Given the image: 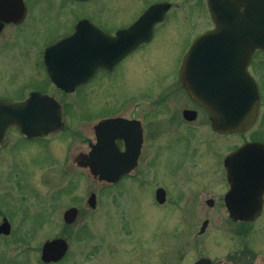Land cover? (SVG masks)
<instances>
[{
  "label": "flooded vegetation",
  "instance_id": "1",
  "mask_svg": "<svg viewBox=\"0 0 264 264\" xmlns=\"http://www.w3.org/2000/svg\"><path fill=\"white\" fill-rule=\"evenodd\" d=\"M115 2L0 0V100L21 103L29 100L35 92L51 96L63 109L62 131L66 129L71 133L67 122L73 114L71 112L73 107L66 98L81 93L84 88L115 84L119 81L117 76L122 71L140 67L139 61L142 63L141 66H146L145 61L150 60L151 67L160 72L154 82L159 87L155 91L156 95L152 97L155 98L153 105H157L155 109H160V115L166 118V126L171 122L176 123L174 120L177 119L179 126L190 130L192 134L185 140L183 150L185 158L177 160L178 164L171 167V175L175 180L174 188L179 191V195L169 196V187L162 183L153 189V199L157 188L162 191V202L155 201L158 206H173L179 214L192 215L197 219L200 217L192 229L194 231L191 237L196 255L189 263L174 264H194L202 258L209 259L214 264H264V49L255 47L246 58L226 55L218 59L216 56H207L205 57L207 67L197 66L201 59L193 58L191 68L194 70L205 68V73L192 72L190 74L192 82L207 87L210 93L213 91L218 93L217 87H220L221 92L225 91L222 89L224 85H247L255 89V95L250 97L251 104L245 106V113L240 112L243 118L238 128L228 131L217 130L213 128L212 117L227 116L228 105L225 102L228 98L209 95L207 97L209 103L207 102L205 106L198 98L190 96L181 84L182 61L188 47L199 35L214 28L209 0H125L120 6ZM220 2L225 6L223 10L227 12L225 0ZM157 3L167 4L161 18H157L160 15L158 12L155 13L156 16L153 15L155 20L144 19L142 17L144 12ZM184 5L186 13L183 17L189 23L190 40L174 51L172 39L168 37L163 41L160 34L168 26L169 19L177 16L179 12H184L182 10ZM178 10V14H175L174 12ZM235 12L242 15L244 12L242 2L235 7ZM171 13L173 16L170 17ZM37 24L47 25L46 33L50 36L49 39L40 42L38 47L35 39ZM60 40L64 41L57 44L65 42V46L53 47L56 45L54 43ZM243 52V48L226 47L212 48L208 53L217 55ZM94 53L112 54L115 62L108 61L107 65L92 67V60L106 62L102 57H91L90 55ZM116 55H119L118 58H115ZM52 68L57 71H50ZM84 69L93 70V73L85 81L73 83L82 75L80 72ZM143 70L144 68L140 67L133 74L141 76ZM52 73L61 74L65 79L63 86L73 89L65 91L58 88L51 79L54 77ZM204 76V81L196 79ZM142 83L146 82L142 80ZM151 93L153 94V88L150 92L148 87L142 88L116 102L111 111L90 119H80L91 124L92 138L86 141V150L75 156L76 161L86 160V154L98 143L101 136L97 126L101 121L112 118L115 121L109 125L108 131L100 128L103 129L101 133L104 142L107 141L109 145L111 155L109 165L131 167L111 182L92 176L97 182L114 188L124 180L137 179L136 181L141 182L146 180L147 167L150 163L147 143L149 139L153 141L159 135L162 122L148 120L147 114L138 117L132 110L129 115L125 111L134 103L151 98L149 97ZM55 94L60 96L56 97ZM174 105L178 110L173 114ZM109 106H112L111 103ZM192 125L198 126V130H192ZM58 133L29 137L16 127L6 128L4 137L0 138V189L4 190L3 169L9 168V172L12 171V166L17 169L16 164L19 161H16L17 155L13 152L22 150V144L43 145L47 143L49 136ZM196 134L203 144L208 145L207 149L210 147L214 149L212 155L215 159L204 154L198 162L193 160L192 152L195 146L193 142L197 137L193 135ZM232 154H235V157L226 160ZM153 156L155 157L156 153H153ZM189 164L194 171L186 181L193 186L189 187L186 184L179 188L177 183L181 180L180 173H183ZM18 170H22L21 166ZM18 173L21 175L20 182H24L23 173L21 171ZM199 173L206 176L205 181L203 177H197ZM17 187L23 191L22 197L25 196V192H31L27 187ZM91 192L95 193L96 207L97 192L95 190L89 193ZM28 210L31 213V208ZM76 212L78 216V209ZM16 214L22 215L16 211L12 216L0 207V225L7 223L9 233L13 230V219H16ZM212 216L220 217L221 224L213 226ZM211 229L214 234L221 233L222 248L219 247L220 250L215 255L206 252V247L211 246L209 244L212 239L208 236ZM62 238L66 250L60 260L44 262L39 256L37 264H56L67 257L70 251L69 242Z\"/></svg>",
  "mask_w": 264,
  "mask_h": 264
},
{
  "label": "rangeland",
  "instance_id": "2",
  "mask_svg": "<svg viewBox=\"0 0 264 264\" xmlns=\"http://www.w3.org/2000/svg\"><path fill=\"white\" fill-rule=\"evenodd\" d=\"M114 1L117 6L125 2ZM185 8L184 5L183 13L179 10L174 12L179 14L168 20L167 28L160 34L163 41L168 37L172 39L174 51L190 40L189 23L183 17ZM170 15L173 16L172 13ZM46 32L47 25H36L37 47L40 42L50 38ZM145 63L146 66H141L139 61L140 67L144 68L141 76L133 74L140 67L126 69L117 76L119 81L115 84L84 88L81 93L66 98L73 107V114L67 122L71 133L65 129L49 136L43 145L22 144V150L13 152L19 163L16 164L17 169L12 166L11 172L9 168L3 169L4 190L0 189V207L11 215L16 211L22 215L16 214L12 232L0 237V264H37L41 244L54 237L66 238L70 247L67 257L56 264H174L189 263L194 258L196 250L191 241L192 229L200 217L197 219L192 215L179 214L173 206H158L153 199V189L161 183L169 187V196L179 195L174 188L171 167L178 164L177 160L185 158V140L192 134L179 126L177 119L174 120L176 123L171 122L166 126L167 120L160 115V109H155L157 105H153L155 98H152L159 89L154 82L160 72L151 67L150 60ZM142 80L146 83H142ZM145 87L149 92L153 88V94H149L151 98L134 103L125 113L129 115L132 110L138 117L147 114L148 120L162 122L159 135L147 143L150 163L146 180H124L111 188L97 182L86 168L76 163L75 156L86 150V141L92 138L91 124L80 119H90L111 111L116 102ZM176 107L174 105L173 114L178 110ZM197 127L192 125V130H198ZM193 136H197L193 142V160L198 162L204 154L215 159L212 155L214 149H207L208 145L200 141L199 135ZM153 153H156L155 157ZM19 166L22 170H18ZM187 166L180 173L179 188L186 186L187 177L193 175L194 168L190 164ZM19 171L25 177L24 182H20ZM197 177L206 180L202 173ZM17 186L27 187L31 192L24 191L26 194L22 197L23 191ZM188 186L193 184L189 183ZM95 190L98 203L94 209H90L86 198L90 191ZM71 206L76 207L79 214L74 222L67 225L63 221V212ZM211 218L213 226L221 224L220 217ZM213 232L212 229L209 231L208 236L212 240L206 252L215 255L219 247L222 248L221 233ZM200 250L205 252L202 248Z\"/></svg>",
  "mask_w": 264,
  "mask_h": 264
},
{
  "label": "water",
  "instance_id": "3",
  "mask_svg": "<svg viewBox=\"0 0 264 264\" xmlns=\"http://www.w3.org/2000/svg\"><path fill=\"white\" fill-rule=\"evenodd\" d=\"M242 2L244 6V12L242 15L236 14L235 7ZM227 3L228 11H224L220 0H209V7L211 11V16L215 23V28L212 31H208L203 35L199 36L193 44L190 46L188 52L185 54L183 59L182 68V82L183 86L186 88L191 96L198 98L199 102L207 106V97L212 96H222L227 97L228 114L224 118L212 117V125L214 129L217 130H230L237 128L239 123L242 122L243 116L240 112L245 113L248 104H251V98L254 96V89L247 85H234V86H222L225 91H220V87L216 89L219 90L218 93L213 91L210 93L207 87L202 86L197 83L194 84L193 78L190 76L192 72L205 73V68L192 69L191 63L193 58H199L200 61L197 62V66L207 67L205 57L216 56L218 59L221 56L228 57H248L250 51L255 47H261L264 49V0H225ZM166 5L157 4L151 6L147 9L143 18L153 19L158 12H160L159 17L161 18L162 12ZM156 13V14H155ZM153 15H155L153 17ZM226 16V18H225ZM228 18V19H227ZM64 41V40H63ZM62 42V41H60ZM58 42V43H60ZM65 42L62 44H56L53 47H64ZM243 48V53L235 54H221L217 55L209 54V50L212 48ZM130 48V47H127ZM109 54V53H108ZM91 57H102L106 59V62L92 60V67H97L99 65H107L108 61L111 63L114 61L112 54H98L94 53L90 55ZM116 55L115 58H118ZM220 69V67H219ZM89 69H84L80 72L82 74L80 77L75 79L73 83H78L87 78L92 74L93 70L87 71ZM50 71H57L52 68ZM53 74V73H52ZM53 81L65 90H71L72 87L63 86L65 79L62 75L53 74ZM198 81H204L203 78H196ZM209 103V102H208ZM220 103V102H218ZM218 111V110H217ZM219 112V111H218ZM109 121L105 120L99 126L100 139L98 143L89 152L88 157L85 161H78L79 165H88L91 173L93 175H98L100 179H105L108 181L115 180L118 176L127 172L131 167H122L120 165L111 166L109 165L110 153L108 142H104L103 136L100 128H104L108 131ZM9 126H16L21 132L27 136L42 135L48 133L49 131H56L63 126V115L61 108L51 99L40 94H35L31 96L28 102L22 104H13L0 101V138L5 133V130ZM235 154L227 157L226 160L232 159ZM155 197L159 202H162V191L160 189L156 190ZM89 203L91 206L94 204V195L89 197ZM76 216V209L71 207L67 209L63 214V219L66 223H71ZM236 218V216H234ZM9 231V225L3 223L0 225V233L7 234ZM66 249V244L61 238H56L51 241H47L43 244L41 258L44 261H56L64 253ZM195 264H211L208 260H199Z\"/></svg>",
  "mask_w": 264,
  "mask_h": 264
}]
</instances>
